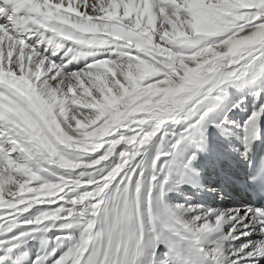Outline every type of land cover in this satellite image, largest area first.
<instances>
[{
  "label": "snow or ice",
  "instance_id": "1",
  "mask_svg": "<svg viewBox=\"0 0 264 264\" xmlns=\"http://www.w3.org/2000/svg\"><path fill=\"white\" fill-rule=\"evenodd\" d=\"M209 125L243 207L167 199ZM262 126L264 0H0V264H261Z\"/></svg>",
  "mask_w": 264,
  "mask_h": 264
},
{
  "label": "bare ground",
  "instance_id": "2",
  "mask_svg": "<svg viewBox=\"0 0 264 264\" xmlns=\"http://www.w3.org/2000/svg\"><path fill=\"white\" fill-rule=\"evenodd\" d=\"M233 95H235V91L233 90ZM229 115L232 117V119H235V120H240L243 113H236L235 115H232L231 113H229ZM264 129V128H262ZM207 134H208V147L212 148V150H214L216 152V156L214 158V160H216L218 162V155L220 154H223L224 157L227 158H231L232 156V150L231 148L229 147V141L227 140H224L223 138L219 137L217 133H212V135H210L207 131ZM212 136V137H211ZM211 137V138H210ZM235 143H239L240 142L235 139V138H232L231 140V144L235 146ZM210 150V151H212ZM205 155V159L206 160H209L210 158V154H209V148H208V152L207 153H204ZM225 161V159L223 161H219L218 163H223ZM200 163H203L202 165L204 166V169L206 171V169L210 168V166H208L207 163L203 162L202 158L199 159V161L197 162V166L198 168H201L200 166ZM230 164H225V170L226 171H231L233 173H236L238 170L241 169V166H239L238 164H235L234 167L230 166ZM222 166V165H221ZM182 170V166H181V163L179 161V158H177L173 165H172V175H173V179H175L177 177V174ZM208 177V176H207ZM200 181L202 183H205L206 186H212L213 187V183L212 180L210 178H205V176H201L200 178ZM202 191L199 190H194V189H190L188 188L187 186H183L181 188H179L178 190H175V191H171L167 194V199L169 202H183L184 201V198L185 197H190L191 198V202L192 203H196L195 202V197L197 194H201L202 195ZM215 203L213 204V206L211 207H216V208H219L218 205H215V204H219L220 205V202H218L217 200L214 201ZM240 206L236 205V204H232V205H223L222 208H238ZM74 231V234H77L78 235V230H73ZM56 235H59V233L56 231V230H52L50 231L48 234H47V237L49 239H52L54 236ZM239 243V242H238ZM261 264H264V261L261 262Z\"/></svg>",
  "mask_w": 264,
  "mask_h": 264
},
{
  "label": "rangeland",
  "instance_id": "3",
  "mask_svg": "<svg viewBox=\"0 0 264 264\" xmlns=\"http://www.w3.org/2000/svg\"><path fill=\"white\" fill-rule=\"evenodd\" d=\"M211 137H212V136H211ZM211 137H210V138H211ZM208 161H210V160H208Z\"/></svg>",
  "mask_w": 264,
  "mask_h": 264
}]
</instances>
